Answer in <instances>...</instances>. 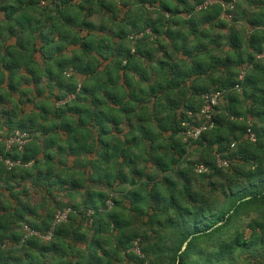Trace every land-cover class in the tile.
I'll return each mask as SVG.
<instances>
[{"label":"trees","instance_id":"16d2710c","mask_svg":"<svg viewBox=\"0 0 264 264\" xmlns=\"http://www.w3.org/2000/svg\"><path fill=\"white\" fill-rule=\"evenodd\" d=\"M27 1L28 6L39 2ZM72 1L59 0L47 8L60 17L50 20V35L57 33L59 43L51 45L47 55L51 60L55 54L58 62L45 70H29L57 89L58 94L46 97L50 103L40 115L54 123L66 141L41 124L48 134L44 147L29 141L22 149H7L5 140L15 129L34 134L29 125L35 119L28 116L9 126L10 133L0 142V188L20 174L21 180L35 177L33 184L41 181L43 189L50 185L68 190L70 201L56 202L47 189L45 203L31 205L20 196L26 190L10 192L12 208L0 206V264H263L264 0L250 2L246 11L235 4V13L245 21L238 29L236 17L232 24L220 19L235 0L204 8L206 0H136L140 7L131 11L128 30L124 25L111 34L99 27L93 33L84 22L83 36L71 28L64 11ZM82 1L107 7L104 0ZM146 2L159 7L155 17L147 15L141 25ZM222 28L229 33L219 41L223 36L211 33ZM192 35L195 41L189 46ZM161 37L173 50H183L190 64L172 61ZM19 43L26 51L25 42ZM76 44L72 55L59 53ZM219 50L223 57L215 55ZM98 58L109 61L100 72ZM14 62L12 58L5 68L17 69ZM90 78L95 80L93 89L82 85ZM215 92L221 93V100L213 127L193 143L184 139L187 112H199L201 96ZM69 95L73 98L65 100ZM58 101L62 104L57 106ZM122 124L127 127L123 140L113 134L120 133ZM247 129L255 135L254 142ZM190 145L199 155L196 160L189 158ZM55 147V153L75 157L84 169L91 167V175L85 179L83 171H75L78 161L64 170L48 158H37ZM93 153L98 157L88 159ZM218 156L226 160V168L216 167ZM7 160L20 161L21 166L8 169ZM197 165L207 171L197 174ZM88 182L93 186L83 190ZM68 208L67 220L55 222L57 212ZM25 226L38 236L28 235Z\"/></svg>","mask_w":264,"mask_h":264},{"label":"crops","instance_id":"0c3cea01","mask_svg":"<svg viewBox=\"0 0 264 264\" xmlns=\"http://www.w3.org/2000/svg\"><path fill=\"white\" fill-rule=\"evenodd\" d=\"M17 8L13 7V4L16 3L15 0H9V1H3L0 0V142L3 139H6L7 135L10 133L9 126L15 127L14 122L19 121L20 119L26 120L27 116H30V111L35 109L34 103H42L46 99L47 96H49V91H43L39 85L40 83H45L43 85H49L50 82L47 80L45 76H39V78L33 77V75L29 72V70L39 69V70H45L48 68L49 63L51 61H54L53 59L50 60L47 57L49 54V50L51 49V45H56L59 43V37L57 33L50 35V28L49 25L51 24L52 20L60 21V17H58L54 13H48L41 15V8L38 6V4L30 5L28 6L26 3L27 0H16ZM27 1V2H26ZM106 1V0H104ZM108 4V3H107ZM124 3L121 5H118L116 8L117 12H120L123 14V11H126L128 8ZM2 6H7V9H1ZM79 6H82L83 9H79ZM98 5L96 3H89L86 4L82 0H73L69 7L65 8V14L69 18V22L72 25V29L76 28L75 31L78 33L80 31V35L83 36L86 32L84 30V26H82V23L86 22L88 23V27L93 29V33L96 31L95 28L102 27L105 29V31L109 33H113L116 29L115 23L118 21V23H121L120 26H124L125 19L124 16H120L119 19H116L115 17V10L113 11L111 9V4H108V6L105 8L100 9L97 7ZM120 6V7H119ZM14 10L15 12L13 15H10L9 11ZM91 9H93L91 11ZM104 9V10H103ZM44 10V9H43ZM112 10V11H111ZM43 12V11H42ZM22 13L25 14V16L22 15ZM40 13V14H39ZM16 16L20 17V20H26L30 25L22 26L21 21H14L17 20ZM113 16V17H112ZM187 16V15H186ZM9 17V18H8ZM57 17V19H55ZM71 17V18H70ZM110 17L112 18V21H110ZM185 17V15H183ZM114 18V19H113ZM51 20V21H50ZM96 21V22H95ZM20 22V25L18 24ZM117 23V24H118ZM9 27H11V30L14 32V34H11ZM129 27V26H128ZM109 28H114L112 30H109ZM46 37L49 42L45 41ZM165 42L163 43L166 45L165 53L168 52L171 42L168 41L165 37H163ZM29 41L26 42L25 40ZM192 39V38H191ZM19 41L27 45V50L25 51L19 43ZM193 42V41H192ZM47 45V46H46ZM191 45H193L191 43ZM68 46V45H67ZM46 47V48H45ZM79 48L78 44L76 45H69V47L64 51H60V54H63L65 56H70L72 53L76 52ZM172 49V48H171ZM30 50L33 51V54H38V56H33L32 59L30 58ZM173 50V49H172ZM19 53H23L28 55V57L24 56V58H19L17 55ZM163 52H159L155 56V60L161 59V56L163 55ZM15 56V58H14ZM185 58H188L187 56H184ZM15 61L18 65V70L14 69V71H8L5 66L10 61ZM159 58V59H158ZM173 58V57H172ZM9 59H11L9 61ZM30 64H35V68L30 66ZM186 64H190V61ZM17 67V66H16ZM30 74V75H29ZM29 76L34 80V85H28V82L30 83V79H26L25 84L28 85L27 88L31 89L32 92L30 94L28 93H22L23 96L19 95V91H15L14 87L18 83H15L16 77L19 80V82H23L24 78H29ZM84 79V77L82 78ZM36 83V84H35ZM37 86L38 88H36ZM9 92L8 95L6 93ZM17 103V104H15ZM57 103H60L58 101ZM31 109V110H29ZM7 111H11V117L6 114ZM11 119V120H10ZM13 121V122H11ZM41 124H45L43 127V130H45L47 133L52 132L53 135L55 133L60 134V136H64L65 134L61 132L59 129L54 127L53 125H48L45 120H41ZM39 124V125H41ZM33 125V124H31ZM30 128L34 130V134L32 135L31 141L40 144L39 141L43 140L44 142L48 139V134L44 133L41 130V127L39 125L31 126ZM54 129V130H53ZM55 132V133H54ZM36 140H35V138ZM62 141V140H61ZM55 148H50L46 152H42V154H39L37 156L38 159H45L48 158L50 161V164L56 165L57 169H61L63 167H58L57 164L62 163H69L67 167H72L76 162L77 159L72 156H68V161L65 157V155H60L58 153H55ZM73 162L72 165H70V162ZM29 167V165L27 166ZM64 169V168H63ZM65 170V169H64ZM8 183H1L2 188H0V194H2L0 198V206L2 204L10 205V208L14 205V200L10 197V192H19L20 187H25L28 189V191H32L33 197L24 196L23 194H20V196L23 198V201L31 204L36 205L37 203H45L44 195L47 194V189L52 191L51 199L54 198L56 202L62 203V198L64 202L70 201V193L68 190H59L57 187H51L48 185L45 189L41 187V181L37 182L38 184H33V180L35 177L29 178V182L22 181L20 178V174L17 176H14L13 178H10ZM8 180V179H7ZM16 183H20V187H15ZM27 184V187H26ZM38 192L40 195L38 198H34V192ZM49 196V195H48ZM29 200L31 202H29ZM35 200V201H34ZM65 204V203H64ZM49 204H46V207H49ZM45 208V207H43ZM44 209H39V212L42 213ZM76 222L80 221V217H76Z\"/></svg>","mask_w":264,"mask_h":264},{"label":"rangeland","instance_id":"374dc122","mask_svg":"<svg viewBox=\"0 0 264 264\" xmlns=\"http://www.w3.org/2000/svg\"><path fill=\"white\" fill-rule=\"evenodd\" d=\"M220 0H211L210 1V3H213V2H219ZM253 1H255V0H235V3L234 4H232V5H230V6H225V12H222V14H221V16H220V19H222V20H224V21H226V22H228L229 24L231 23H233L232 22V19L234 18V17H236L237 19H236V23H234V27H236L237 29L238 28H240V27H242V25L245 23V21L243 20V19H240L238 16H237V14L235 13V4L236 3H240L241 4V8H240V10H244V11H246V10H248L249 9V7L248 6H250L249 4H250V2H251V4L253 3ZM111 4V9L114 11H116V8H117V6L118 5H121L122 3H124V4H126L127 5V9H126V11H123V14H121L120 12H115V17H117L116 19H119V17L120 16H124V19H125V29H124V26L122 25V28L124 29V30H128V28H130V27H128V26H130L131 24L129 23V21H127L128 20V18H130V13H131V11H136L139 7H140V3L138 2V1H136V0H106V6H108V4ZM147 9H146V11H144V15L142 16L143 17V19H142V22H141V25H144L145 24V18H146V16L147 15H150L149 16V18H152V17H155V12L156 11H158V7H159V4L158 3H153V5H150V3L149 2H146L145 3V5H144ZM120 7V6H119ZM254 7V6H253ZM106 9V8H105ZM199 9H201V8H199ZM47 9H41L40 11V13H41V15H44V14H46V13H48L47 11H46ZM104 10V9H103ZM43 11V12H42ZM226 11H229V15H226ZM39 13V14H40ZM50 13V12H49ZM51 13H53V12H51ZM17 18V20H15L14 19V21H21L20 20V17H18V16H16ZM96 22V21H95ZM111 22V20L110 21H108V23H110ZM118 21H116V23H115V26H116V28L117 29H120L121 27H120V24L121 23H118ZM21 24H22V26H24L25 27V25H27V26H29L30 24L26 21V20H23V21H21ZM227 33H229L228 32V29L227 28H222L221 30H215V31H213V33H211L213 36H215L216 34L218 35V34H220V35H222L223 36V38H221L219 41H222V40H224L225 38L224 37H226L225 35L227 34ZM45 38V41H47V42H49V40L46 38V37H44ZM163 37H161L160 39H162ZM192 38V39H191ZM189 43H188V45L189 46H191V43H192V41L194 42L195 41V36H190V38H189ZM47 46V45H46ZM49 47H51L50 46V42H49ZM69 47V45L64 49V51L67 49ZM46 48V47H45ZM166 48V47H165ZM182 51L183 50H181V49H177V50H172L171 48H169V50H168V52H169V54L173 57V60L172 61H179L180 63H181V61H183V62H185V63H188L189 61H190V58L188 57V58H185L184 57V55H183V53H182ZM215 53V55H218V56H221V57H223L224 56V53L222 52V51H215L214 52ZM29 56H30V58L32 59V57L33 56H38V54L36 53V54H33V51L32 50H30V54H29ZM26 57H28V55H26ZM54 61H51L50 62V60H49V65H51V66H55V63L56 62H58V58H56L55 57V54H54V57L52 58ZM51 59V60H52ZM99 59V61L98 62H100L101 63V65L99 66V68H98V72H100V71H103L104 70V68L106 69V65H108V63H109V61H107V60H103V58H98ZM30 66H32L33 68H35V64H30ZM35 71H36V69H34ZM70 71H71V69L70 70H68L66 73H67V75H68V73H70ZM30 75V74H29ZM76 78V77H75ZM26 79H30V83L28 82V85H34V80H32V78L29 76V78H24V80H23V82H19V80L17 79V77H16V80H15V83H18V87H16V89L14 88V90L17 92V91H19L18 93H19V95H21V96H23L22 95V93H28V94H30L31 92H32V90L31 89H29V88H27V86L28 85H26L25 84V82H26ZM80 79H78V81H79ZM83 80V79H82ZM82 80H80L81 82H82ZM36 84V83H35ZM43 84H45V83H40L39 85H42V86H40V88L43 90V91H49V86L48 85H43ZM82 85L84 86V87H87V88H89V89H93V87H96V84H95V80L93 79V78H90V79H88L87 81H86V83H82ZM36 88H38L37 86H35ZM50 92H51V94H54V95H56V94H58V91H57V89L56 88H50ZM50 92H49V95H50ZM60 94V93H59ZM97 95V93H95L94 95H93V97L95 98V96ZM73 96L72 95H69L67 98L65 97V99H68V100H70L69 98H72ZM50 100H53V98H51ZM49 103H50V101H48V102H46V99L44 100V101H42V103H34V105H35V109L34 110H31V109H29V110H31L30 111V116L31 117H33L35 120H33V125L35 126V125H39V124H41V120L42 119H44L45 118V116L43 115V114H41L40 115V109H42L43 107H46V105H49ZM15 104H17V103H15ZM29 116V115H28ZM27 116V117H28ZM200 122V119H198V117H197V115L195 116V123H199ZM46 123L48 124V125H53L54 123H52V122H47L46 121ZM194 127H197V126H194ZM125 131H127V127H126V125L125 124H122L121 125V131H120V133L119 132H116V131H114L113 132V134L115 135V136H119V138L121 139V140H123V139H125L124 138V132ZM35 138V137H34ZM60 139L61 140H63V141H66V136L64 135V136H60ZM184 139H190L189 138V136H185L184 137ZM35 140H36V138H35ZM5 142H6V140H5ZM39 143L42 145V147H44L46 144H45V142L43 141V140H40L39 141ZM193 143V142H192ZM192 143H190V144H192ZM42 151V150H41ZM188 152H189V158L191 159V160H196L198 157H199V155H198V153H195L196 152V149H195V147L193 146V145H190L189 146V149H188ZM43 153H44V151H43ZM41 154H42V152H41ZM64 156V155H63ZM65 157H66V159H67V161H68V156L67 155H65ZM98 156L95 154V153H93V154H91V155H89V156H87V158L88 159H96ZM78 161V160H77ZM16 163H18V162H16ZM72 161L70 162V165H72ZM69 163H62V164H57L58 165V167H63L64 169H67L68 167H67V165H68ZM80 162L78 161V165H74V167H75V171H78L79 173H82V171H83V178H88V176L89 175H91V172H92V169H91V167H88V168H86V169H84L83 167H81L80 165ZM16 166H18V167H20L21 165H20V163L19 164H17ZM73 175L75 176V177H80V175L78 174V173H73ZM22 181H26V182H29V178H25V179H23ZM20 184H18V183H16V185H15V187L16 188H18V186H19ZM85 185V187L83 188V190H86V188H88V186L87 185H91V186H93V184H91V182H88V183H86V184H84ZM20 187V186H19ZM26 187H27V184H26ZM94 188V187H93ZM99 188H102V185H99V187H97V189H99ZM22 190H26V193H25V195H27L28 197H33V195H32V191H28V189L27 188H25V187H20V191H22ZM89 190V189H88ZM39 193L36 191V192H34V198H38L39 197ZM79 197H77L76 198V196H75V199H76V201H77V199H78ZM79 200V199H78ZM35 201V200H34ZM62 204H64V203H67V202H64V200H63V198H62ZM29 202H31L30 200H29ZM76 217H77V215H76Z\"/></svg>","mask_w":264,"mask_h":264},{"label":"built area","instance_id":"2783aa9c","mask_svg":"<svg viewBox=\"0 0 264 264\" xmlns=\"http://www.w3.org/2000/svg\"><path fill=\"white\" fill-rule=\"evenodd\" d=\"M211 0H207L204 4L203 7H206L208 5H211L210 3ZM56 5H59V0H39L38 6L42 9L51 7L54 8ZM148 32V31H147ZM136 37H141V35H138ZM238 88V87H236ZM221 99V93L220 92H215V93H206L201 96V101H202V106L196 114H193L192 112H187V117L190 119V122L185 121L182 123L183 127H186V131L184 133L185 136H189L190 139H192V142L197 140L201 133L207 131L208 129L212 128L214 123H213V114L215 112V107L218 105L219 101ZM197 115L198 119H200L199 123H195V116ZM192 123V124H190ZM197 126V127H194ZM247 137L251 142L255 141V135L250 131V129H247ZM31 139V135L29 132H23L21 130H14L10 136L6 139V147L7 149H10L11 146H17L18 149H22L23 146L27 142H29ZM18 162V163H16ZM12 162L7 160L6 166L8 169L12 168L13 166H16L19 164L20 161ZM216 167L217 168H226L227 167V162L226 160L220 158L219 156L217 157L216 160ZM195 172L197 174L204 173L207 171V168L203 165H197L194 168ZM70 212V209H66L63 212H57L55 216V222H62L66 221L68 214ZM91 212H88V218L89 221L87 222L88 224H91V217H90ZM24 231L28 235H35L38 236V232L31 230L28 227H24ZM50 237H45L44 239H49ZM136 254H140L139 250H135ZM264 264V262H263Z\"/></svg>","mask_w":264,"mask_h":264},{"label":"clouds","instance_id":"9594fccd","mask_svg":"<svg viewBox=\"0 0 264 264\" xmlns=\"http://www.w3.org/2000/svg\"><path fill=\"white\" fill-rule=\"evenodd\" d=\"M207 1V0H206ZM205 1V2H206ZM201 7H203V5L201 6ZM49 8V7H48ZM204 8V7H203ZM42 9V8H41ZM45 9H47V8H45ZM148 30H146V32H147ZM147 33H149V31L147 32ZM132 53H133V51H132ZM69 74H71V71H70V73H68V75ZM238 87V86H237ZM236 89H238V88H236ZM73 98V97H72ZM69 99H71V98H69ZM65 100H68V99H65ZM221 100V99H220ZM220 102V101H219ZM60 104H62V102H60V103H57L56 105L58 106V105H60ZM16 130V129H15ZM19 130V129H18ZM31 138H32V136H31ZM31 140V139H30ZM88 212H91V211H88ZM92 213V212H91ZM87 215H88V213H87ZM90 217H91V215H90ZM87 225H91L92 224V218H91V224H88V223H86Z\"/></svg>","mask_w":264,"mask_h":264}]
</instances>
